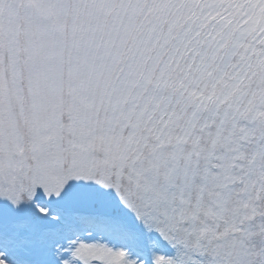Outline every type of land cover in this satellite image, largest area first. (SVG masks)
<instances>
[{
    "label": "snow or ice",
    "instance_id": "obj_1",
    "mask_svg": "<svg viewBox=\"0 0 264 264\" xmlns=\"http://www.w3.org/2000/svg\"><path fill=\"white\" fill-rule=\"evenodd\" d=\"M0 264H264V0H0Z\"/></svg>",
    "mask_w": 264,
    "mask_h": 264
}]
</instances>
